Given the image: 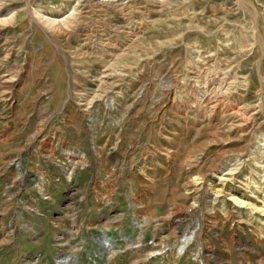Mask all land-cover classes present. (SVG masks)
Wrapping results in <instances>:
<instances>
[{
	"label": "rangeland",
	"instance_id": "374dc122",
	"mask_svg": "<svg viewBox=\"0 0 264 264\" xmlns=\"http://www.w3.org/2000/svg\"><path fill=\"white\" fill-rule=\"evenodd\" d=\"M65 261L264 264V0H0V264Z\"/></svg>",
	"mask_w": 264,
	"mask_h": 264
},
{
	"label": "bare ground",
	"instance_id": "6f19581e",
	"mask_svg": "<svg viewBox=\"0 0 264 264\" xmlns=\"http://www.w3.org/2000/svg\"><path fill=\"white\" fill-rule=\"evenodd\" d=\"M195 234H193L192 236L190 237H187V242H189V240H191L193 238ZM187 244V243H186ZM186 244H183L180 246L179 250H180V254H182V252L186 249Z\"/></svg>",
	"mask_w": 264,
	"mask_h": 264
},
{
	"label": "built area",
	"instance_id": "2783aa9c",
	"mask_svg": "<svg viewBox=\"0 0 264 264\" xmlns=\"http://www.w3.org/2000/svg\"><path fill=\"white\" fill-rule=\"evenodd\" d=\"M74 157H76L77 159H81L82 158V155H74ZM75 164V162H69V165L71 166V165H74ZM43 196H44V198L43 199H48V195H46V193H45V195L43 194Z\"/></svg>",
	"mask_w": 264,
	"mask_h": 264
},
{
	"label": "water",
	"instance_id": "95a60500",
	"mask_svg": "<svg viewBox=\"0 0 264 264\" xmlns=\"http://www.w3.org/2000/svg\"><path fill=\"white\" fill-rule=\"evenodd\" d=\"M108 244H109V242H106V243H104V245H103V248H104V249H106V248H107V246H108ZM63 264H66V261H65V262H63Z\"/></svg>",
	"mask_w": 264,
	"mask_h": 264
}]
</instances>
